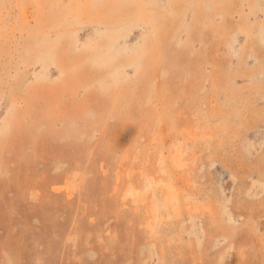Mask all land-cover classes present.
<instances>
[{
	"label": "rangeland",
	"instance_id": "1",
	"mask_svg": "<svg viewBox=\"0 0 264 264\" xmlns=\"http://www.w3.org/2000/svg\"><path fill=\"white\" fill-rule=\"evenodd\" d=\"M0 264H264V0H0Z\"/></svg>",
	"mask_w": 264,
	"mask_h": 264
}]
</instances>
